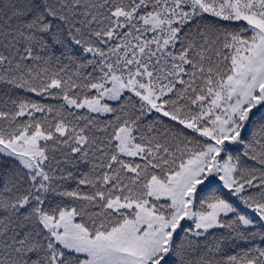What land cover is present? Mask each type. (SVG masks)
<instances>
[{
  "label": "snow or ice",
  "instance_id": "6c2138e0",
  "mask_svg": "<svg viewBox=\"0 0 264 264\" xmlns=\"http://www.w3.org/2000/svg\"><path fill=\"white\" fill-rule=\"evenodd\" d=\"M0 264H264V0H0Z\"/></svg>",
  "mask_w": 264,
  "mask_h": 264
}]
</instances>
